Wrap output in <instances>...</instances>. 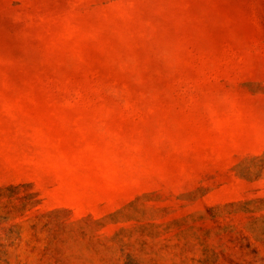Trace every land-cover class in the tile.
Segmentation results:
<instances>
[{"label":"rangeland","instance_id":"1","mask_svg":"<svg viewBox=\"0 0 264 264\" xmlns=\"http://www.w3.org/2000/svg\"><path fill=\"white\" fill-rule=\"evenodd\" d=\"M0 264H264V0H0Z\"/></svg>","mask_w":264,"mask_h":264}]
</instances>
